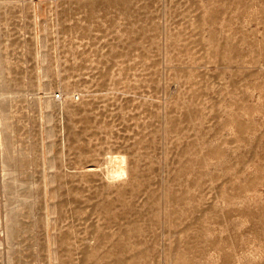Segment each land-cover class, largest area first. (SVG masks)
I'll return each instance as SVG.
<instances>
[{"label":"rangeland","instance_id":"1","mask_svg":"<svg viewBox=\"0 0 264 264\" xmlns=\"http://www.w3.org/2000/svg\"><path fill=\"white\" fill-rule=\"evenodd\" d=\"M0 264H264V0H0Z\"/></svg>","mask_w":264,"mask_h":264},{"label":"built area","instance_id":"2","mask_svg":"<svg viewBox=\"0 0 264 264\" xmlns=\"http://www.w3.org/2000/svg\"><path fill=\"white\" fill-rule=\"evenodd\" d=\"M57 97H59V96H57Z\"/></svg>","mask_w":264,"mask_h":264}]
</instances>
